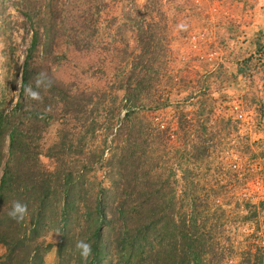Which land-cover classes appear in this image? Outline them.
<instances>
[{
    "label": "rangeland",
    "instance_id": "374dc122",
    "mask_svg": "<svg viewBox=\"0 0 264 264\" xmlns=\"http://www.w3.org/2000/svg\"><path fill=\"white\" fill-rule=\"evenodd\" d=\"M154 1L162 13L150 14L144 24L153 43L168 51L154 53L146 82L168 103L145 111L163 124L169 141L149 144L148 152L158 174L176 180L183 206L193 192L199 224L212 230V244L225 249L222 264H253L264 251V0ZM57 3L58 22L50 17L49 0H0V112L19 104L0 132V179L10 161L8 130L17 127L31 133L25 144L34 147L44 171L64 165L76 181L106 190L107 166L123 140L129 142L114 136L123 114L117 86L137 53L134 12L144 0H106L97 34L81 49L67 35L70 0ZM249 56L241 77L236 66ZM41 72L70 96L36 89ZM29 85L42 101L26 97ZM6 234L11 240V231ZM35 241L41 262L31 257L27 264H82L69 251L58 257V236L49 227ZM9 248L0 243V264L26 259L13 252L7 261Z\"/></svg>",
    "mask_w": 264,
    "mask_h": 264
},
{
    "label": "trees",
    "instance_id": "16d2710c",
    "mask_svg": "<svg viewBox=\"0 0 264 264\" xmlns=\"http://www.w3.org/2000/svg\"><path fill=\"white\" fill-rule=\"evenodd\" d=\"M49 1L50 17L57 21L61 17L57 6L60 3ZM70 6L71 12L66 16L69 41L76 49L85 48L98 32V21L106 0H70ZM159 8L158 1L144 0L134 12L138 21L134 28L137 53L129 57L128 70L117 86L123 93L119 107L123 114L114 132L115 139L124 136L123 139L128 137L129 142L123 140V145L113 156L115 159L107 166L111 173L108 189L94 191L87 181L78 182L72 178V171L64 165L57 166L53 172L44 171L37 162L34 147L25 144L31 139V133L9 127L10 161L0 179V243L10 247L7 261H11L13 252H17L26 258L20 264H27L31 257L38 258L40 263L35 240L49 227L58 236V257L69 251L75 256L74 261L79 260L82 264L223 263L225 249L212 244V230L199 224L193 192L189 190L186 206H183L176 180L159 175L157 163L148 152L149 144L163 147L169 139L163 124L155 122L157 118L155 121L149 119L145 111L157 110L168 103L167 98L152 95L146 82L145 68L154 53L168 51V48H159L153 43L151 30L144 24L150 14L161 15ZM51 27L54 31V26ZM258 51L257 48L255 53ZM250 59L249 56L237 64L239 76L243 77L248 71ZM26 82L25 69L21 85ZM54 85L53 82L49 90H56L60 98L70 96L69 92L65 94L61 87ZM18 105L11 111L0 112V132L6 129ZM176 116L178 121H184L180 112H176ZM29 119L34 121L35 117ZM140 144H144V150L139 148ZM106 199L112 200L108 206ZM14 201L27 205L28 215L21 222L8 216ZM205 211L206 206L202 208V212ZM8 230L11 240L6 234ZM81 240L92 247V255L87 261L76 248ZM248 256L250 258V254ZM263 256L264 251L253 259V264H259Z\"/></svg>",
    "mask_w": 264,
    "mask_h": 264
},
{
    "label": "clouds",
    "instance_id": "9594fccd",
    "mask_svg": "<svg viewBox=\"0 0 264 264\" xmlns=\"http://www.w3.org/2000/svg\"><path fill=\"white\" fill-rule=\"evenodd\" d=\"M52 83V80L48 77L47 73L45 72L39 73L35 78L36 89L47 90L52 87ZM25 95L26 97L35 101L43 100L40 91L34 90L31 85L25 87ZM27 215V205L21 203L20 201H14L10 211L8 212V216L16 220L17 222L23 221ZM76 248L79 250L80 256L84 261H87L88 258L92 255L91 245L83 240L77 242Z\"/></svg>",
    "mask_w": 264,
    "mask_h": 264
}]
</instances>
